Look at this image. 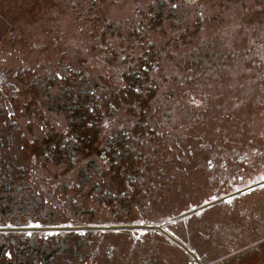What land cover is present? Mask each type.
Instances as JSON below:
<instances>
[{
    "label": "flooded vegetation",
    "instance_id": "af4514ba",
    "mask_svg": "<svg viewBox=\"0 0 264 264\" xmlns=\"http://www.w3.org/2000/svg\"><path fill=\"white\" fill-rule=\"evenodd\" d=\"M140 16H132L126 25L131 28ZM152 29L149 25L140 36L131 29L125 34L128 39L112 33V38H122L119 60L125 62L116 67L125 80L119 91L94 77L91 53L82 61L74 50L52 59L28 58L11 49L10 53L24 54V62L17 64L12 56L4 59L0 53V264H172L174 257L181 258L146 254L139 238L130 239L126 222L137 227L152 222L161 241L189 254L185 237L196 230L189 216H182L188 213L170 211L175 206L166 188L171 175L162 160H155V153L163 126L185 125L191 116L187 113L194 109L179 95L176 83L181 75L172 77L173 58L163 66L170 67L169 72L157 74L158 61L165 63L170 57L166 44L155 48L160 39ZM14 34L11 29L9 36L16 39ZM182 45L187 68H203L207 76L217 63L225 66L227 57L239 55L220 39L207 43L202 35ZM111 50L115 54L116 48ZM104 62L112 65L106 58ZM199 87L205 89L203 83ZM158 94L163 126L152 121L151 102ZM125 104L134 113V126L104 131L103 119L118 114L121 120ZM32 172L44 181H35ZM134 242L136 258L130 254Z\"/></svg>",
    "mask_w": 264,
    "mask_h": 264
},
{
    "label": "rangeland",
    "instance_id": "374dc122",
    "mask_svg": "<svg viewBox=\"0 0 264 264\" xmlns=\"http://www.w3.org/2000/svg\"><path fill=\"white\" fill-rule=\"evenodd\" d=\"M198 1L207 4L208 15L200 35L207 43L220 39L229 50L236 51L239 55L227 57L225 66L217 63L211 77L203 74V68L197 70L188 67L181 72L180 81L176 84L180 88L179 95L183 103L195 110L190 116L194 133L189 127L185 132L174 134L185 125L170 129L162 125L163 106L159 94L151 105L152 121L160 122L163 126L160 139L170 135L168 150L173 165L178 164V161L182 162L172 169V174L167 172L172 181L167 183L166 188L172 189V192L181 190L186 195L177 198L174 203H178L177 207L171 206L170 211L174 214L178 211L193 212L182 216H189L188 221L191 223L203 221L197 223L196 232H189L188 237H185V242L190 247L189 254L175 248V244L168 246L161 241L150 221L144 222L145 227L133 226L129 222L124 225L128 227L131 240H141V249L146 254L156 253L160 258H163V254L170 257L177 254L180 258L181 254L180 259L173 258L172 264L185 258L188 264H195V259L203 264H264V0ZM90 2L91 0H0L1 55L3 58L12 56L17 64L24 62V54L19 50L26 53L28 58L39 55L57 57L62 49L74 50L76 55H82V61L91 53L92 62L89 66L94 77L109 89H123L125 80L116 67H124L125 62L108 58L103 50L100 52L101 59L92 56L99 47L92 44L89 38L98 36L100 32L99 22L94 21L87 10ZM196 2L197 0H176L179 6L190 10L195 9ZM100 3L96 10L99 17L102 12L104 18L122 20L130 18L127 16L132 13L131 5H138L139 2L100 0ZM42 16L49 19H41ZM134 17L138 18L139 14ZM11 29L17 34L16 39L9 36ZM41 38L47 44L43 49L34 45ZM15 48L19 50L10 53ZM191 56L195 57L193 51ZM105 58L114 66L106 64ZM201 83L205 85L203 90L199 87ZM208 91L212 93L211 97L208 96ZM208 105L212 107L211 110L202 115L201 112ZM127 109L126 104L120 108L124 112L121 120L118 114L106 116L102 121L104 131L112 132L117 128L134 126V113ZM135 111L138 112L139 109L136 108ZM59 124L65 128L63 123ZM178 149L183 150V154ZM186 149L190 151L189 155L185 152ZM186 158L195 162L202 159L197 166L189 169L183 162L188 163ZM167 168L164 166L165 171ZM182 171H186L187 176L178 178L177 173ZM32 177L40 184L44 181L42 175L36 172H32ZM257 184L260 185L253 187ZM248 187L250 190H247ZM236 191L242 193L218 201ZM46 194L50 195L48 192ZM172 195L169 197L174 201L175 197ZM209 202L213 205L200 210ZM58 203L63 205L62 200ZM68 214L72 215L70 212ZM108 225L109 221L104 227L108 228ZM145 237L148 239H144ZM136 248L134 242L130 248L131 257L137 255Z\"/></svg>",
    "mask_w": 264,
    "mask_h": 264
},
{
    "label": "trees",
    "instance_id": "16d2710c",
    "mask_svg": "<svg viewBox=\"0 0 264 264\" xmlns=\"http://www.w3.org/2000/svg\"><path fill=\"white\" fill-rule=\"evenodd\" d=\"M142 2V4H140L138 7H135V4L133 3L132 9H131V15L127 16L130 17L128 19H114L111 17H106L104 18L103 13L101 12V17L100 14H98L96 12L97 9H99L100 7V0H91V4H90V8L87 9L89 11V15H92V17L94 18V21L99 22V32L100 34L94 35L92 37H90V42L92 44L98 45V50L94 51L95 54H93L92 56H96V57H101V51H106L107 53V57L108 58H113L116 59L118 61V59H121L120 56V40H122V38H112V36H109L110 34L112 35V33L114 35L118 34H122L125 39H128V36L125 37L126 33H129L132 30H135V36H140L145 34L148 31V27L149 25H151V27L156 31V35H157V39H160V46L159 47H155L156 49L161 50L162 45H165V50L166 53L168 54L169 61H166L165 63H163V59L161 61H158V65L160 67H157V74H163V73H167L169 71H167L168 69H170V67L167 68V70L163 69V66L167 64H170V59L173 58V63H172V67L173 69H175L176 72H174L172 74V77L175 78L177 75H181V72H183L184 70L188 69L187 68V59L185 60L184 57V53L182 51L183 49V43H185L188 40H196L199 38L200 36V30L201 28H203L205 26L206 23V17L208 15H206V9H207V4L202 3L200 1L197 0L196 5H195V9L190 10L188 9L187 11H185L184 9H187L186 7H181L179 6L175 1L176 0H140ZM138 1V2H140ZM212 1V0H211ZM103 6V5H102ZM98 7V8H97ZM136 14H140L141 19L138 20L137 22L132 23L131 28L130 26H127L129 22H131L132 20V16L136 15ZM208 14V13H207ZM88 15V14H87ZM133 21V20H132ZM136 21V20H134ZM127 24V25H126ZM102 25V27H101ZM181 26L182 27H187V26H192V30H182V29H178L176 28L177 26ZM152 29V31L154 32V30ZM184 29V28H183ZM131 34V33H129ZM133 35V34H132ZM15 36V34H14ZM17 36V34H16ZM109 36V37H107ZM105 37V39H104ZM162 37V38H161ZM111 38V39H109ZM125 43V41H124ZM126 44V43H125ZM34 45H42V46H47V44L44 42V40H39L38 42H35ZM113 46V48H116V52L115 54H113L111 47ZM110 47V48H109ZM155 49V50H156ZM62 53V54H61ZM66 53H69V50L67 49H62L60 52V55H65ZM152 55V54H150ZM166 55V54H165ZM156 56H159L156 55ZM50 58L53 59V56H51ZM92 58V57H91ZM175 76V77H174ZM211 77V76H210ZM211 79H209L210 81ZM212 82V81H210ZM211 85H208V87ZM207 90V89H206ZM207 94H209L208 96L211 97L212 93H210V91L207 92ZM211 106H207L206 109L204 110V112L202 111L201 114L205 115V113L209 112L211 110ZM195 111V110H194ZM193 112H188L187 115H193ZM198 111V110H197ZM190 122H192V119L189 117L188 119H186L185 121V127L182 129H179L178 131H176L174 134L180 133V132H185V130L190 126ZM203 123V122H201ZM200 124V123H199ZM177 130V129H176ZM190 131L192 133H194V130L190 129ZM170 135H167L164 139L161 138L158 141V147L160 148L158 153H155V160H162L163 161V165L167 166V170L166 173L170 172L172 174V169L176 168L177 165L179 166L180 164H182V162L178 161V164L173 165V161L171 158V154L170 151L168 150V145L169 142L171 141V138L169 137ZM186 139V138H184ZM183 140V139H182ZM202 140V139H201ZM184 147V146H183ZM179 152H181V154H183V150L180 151V149H178ZM188 155L190 154V151L188 149H186L185 151ZM186 154V155H187ZM186 157H189V156ZM177 156V155H176ZM188 163L183 161L184 163H186V166H188V168H192V166H197V164L201 161L199 158L195 161L192 160H188V158H186ZM172 161V162H171ZM198 168V167H197ZM199 169V168H198ZM202 169V168H201ZM200 169V170H201ZM203 170V169H202ZM189 171V170H187ZM187 176V172L186 171H182V172H178L177 173V177H185ZM186 180L188 181V178H186ZM169 181H172V178H170ZM168 184H170V182H168ZM172 190V189H171ZM170 190L169 195L173 194L175 199L173 201L172 197H170L168 200L174 205V203H176V201L178 200L177 198L180 197H184L186 196L185 194H183L181 192V190H174V192H172ZM186 192L189 191V189H183ZM190 194V193H187ZM172 195V196H173ZM178 205V203H177ZM175 205V207L177 206ZM185 218V217H184ZM198 220L194 221L192 223V227H194L193 229H195L196 231L198 230V227L195 226Z\"/></svg>",
    "mask_w": 264,
    "mask_h": 264
},
{
    "label": "water",
    "instance_id": "95a60500",
    "mask_svg": "<svg viewBox=\"0 0 264 264\" xmlns=\"http://www.w3.org/2000/svg\"><path fill=\"white\" fill-rule=\"evenodd\" d=\"M260 184H257V185H255V186H253V187H257V186H259ZM247 190H250V187H248V189ZM244 191H246V190H244ZM240 193H242L241 191H236L235 193H233L232 195L230 194L229 196H225V198H220L218 201L219 202H221V201H224L225 199H228V198H230V197H233V196H236V195H239ZM210 205H213L212 203L210 204V202H209V204H206V205H204V206H202L201 208H200V210L201 209H205V208H208ZM198 210V209H197ZM197 210H195V211H197ZM194 211V212H195ZM193 212H190V213H188V214H192ZM188 214H186V215H188ZM177 218H179V217H177ZM179 244H181L180 242H178ZM199 264H203L202 262H200Z\"/></svg>",
    "mask_w": 264,
    "mask_h": 264
},
{
    "label": "snow or ice",
    "instance_id": "6c2138e0",
    "mask_svg": "<svg viewBox=\"0 0 264 264\" xmlns=\"http://www.w3.org/2000/svg\"><path fill=\"white\" fill-rule=\"evenodd\" d=\"M138 91V90H137ZM215 199V197L213 198ZM30 226H33V225H30ZM35 227H39V225H34ZM9 259H11V255L9 254Z\"/></svg>",
    "mask_w": 264,
    "mask_h": 264
},
{
    "label": "bare ground",
    "instance_id": "6f19581e",
    "mask_svg": "<svg viewBox=\"0 0 264 264\" xmlns=\"http://www.w3.org/2000/svg\"><path fill=\"white\" fill-rule=\"evenodd\" d=\"M173 104V103H172Z\"/></svg>",
    "mask_w": 264,
    "mask_h": 264
}]
</instances>
